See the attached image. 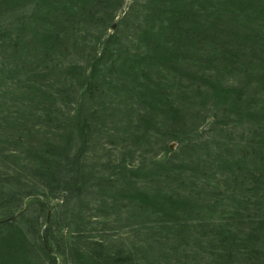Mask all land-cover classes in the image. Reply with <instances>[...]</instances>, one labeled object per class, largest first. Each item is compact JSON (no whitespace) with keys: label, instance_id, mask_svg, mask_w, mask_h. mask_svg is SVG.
<instances>
[{"label":"rangeland","instance_id":"374dc122","mask_svg":"<svg viewBox=\"0 0 264 264\" xmlns=\"http://www.w3.org/2000/svg\"><path fill=\"white\" fill-rule=\"evenodd\" d=\"M112 3L95 25L90 15ZM11 4L0 0V120L23 117L38 131L21 136L0 121V264H264V221L254 218L264 215V0ZM106 25L118 30L111 39ZM46 28L78 43L43 56L30 76L13 36ZM86 88L77 151L67 115ZM42 90L55 94L46 115ZM45 131L42 150L32 138ZM161 132L179 138L160 150ZM153 159L164 165L134 169Z\"/></svg>","mask_w":264,"mask_h":264},{"label":"trees","instance_id":"16d2710c","mask_svg":"<svg viewBox=\"0 0 264 264\" xmlns=\"http://www.w3.org/2000/svg\"><path fill=\"white\" fill-rule=\"evenodd\" d=\"M44 0H12V4L7 7L6 9H16L18 7H23V6H33V7H37L39 5V3H41ZM113 2V0H112ZM113 3L111 4L110 7H108L105 11H103L102 13L100 12V6L97 5V10L100 13H97L94 15L91 14L90 16H94L93 18H95V25H97L98 27H103V23L107 24V20H109V18L111 17V13L113 15ZM34 11L30 12L28 15L30 16H26L25 18L21 19V22H29L31 19H34V17L36 16L34 13ZM131 12L129 10V8H127V10H125L122 15L120 16V21L122 20H128V18L131 15ZM89 15V12H88ZM148 15V14H147ZM115 13H114V17H115ZM119 15H117L116 17H118ZM47 18V17H46ZM113 18V16H112ZM49 19V18H48ZM51 22L49 21L48 23H44L46 25H49ZM180 23V22H179ZM106 28H109L110 31H108L107 33V37H109L108 39L113 38L116 33L118 32V30L111 28V26L106 25ZM142 26V25H141ZM148 31L149 33L158 36L159 33L161 32V27L159 28H154L151 29L148 27H146L145 31ZM197 32V29L195 27L194 24H191L189 30L185 29V35L186 36H194L195 33ZM13 38L18 39V42H21V44H23V48L22 51L24 53L19 52L22 55V60H28L30 61L31 68L29 69L32 73H29L30 76H34V73L39 72L42 74V68H40V63L41 58L43 56L46 55H53V54H58L60 51L64 50L66 51L67 48H71L73 47L75 44L78 43V41H76V39H74L72 37V35L69 33L68 30H64V29H60V30H55V29H50V28H46V29H38V31H34L33 33L29 34L28 36L23 35L21 33L15 34L13 36ZM107 39V40H108ZM168 50H169V54L168 55H173L175 51H177V46L175 45V43H170L169 45H164ZM106 52V47L105 50L103 49V51L101 50L100 53H105ZM99 56H97L96 51H93V53L90 55V57L87 59V63L84 67L85 69V77L91 79L94 74L97 72L99 66ZM57 62V61H56ZM52 66L55 67V70H59L58 67L55 66V62L52 64ZM29 76V77H30ZM32 90L33 89H39L41 88L40 86H33L31 85ZM55 94L51 93V92H47L42 90L41 95H39V99L38 102L41 103L43 105V110L45 115L47 114V112L49 111V109L51 108V104L54 103L53 98H54ZM92 96V94H89L86 90L82 91L79 93V95H77V97H75V99L72 101L73 103H75L76 107L72 110V112L70 114H68L67 116V121H68V127L73 128V131L70 130V132H73L75 136H77L78 144H77V151L82 149V146L85 147L86 146V140L84 139V135L85 134V120L86 117L83 118L82 120V124H80V117L82 115V111L83 109H85V106L87 105V103L90 100V97ZM35 109L36 107H30ZM6 117L1 118L0 121L1 124H9V125H16L19 129V135L24 136V131L27 130H32L33 132L38 131L37 129H33V125L30 124L29 125V119H25L23 117H18L16 120L12 119V118H8L6 119ZM45 120L48 121L50 120V118L45 117ZM7 126V125H5ZM44 131V130H43ZM41 133V132H40ZM48 133V131H47ZM1 136V134H0ZM64 135H60L59 136V140H61L63 138ZM159 139H158V143H159V147L158 149L160 150H164L165 148H167V144H165V142H167V139L171 138V139H178L179 136L178 135H173V137H171V135L167 134V133H160L159 134ZM69 137V135H68ZM19 138V137H18ZM48 136L46 134V131L43 132L41 134V138H32L34 139V142L36 144L33 145H37L38 147H40V149L44 150L47 144H50L49 140H48ZM58 140V141H59ZM56 142V141H55ZM55 146H59V143H54ZM35 146V147H37ZM62 148L64 146H61ZM78 156V152H75L73 154V158H76ZM67 161H74V159L69 158ZM165 160L164 159H153L150 160L149 164H144L141 163L139 166L135 167L134 169H139V170H144V169H148V170H158L160 167H162L164 165ZM257 203H255L253 201V205H256ZM172 204H169L168 206H165L164 208L167 209L171 206ZM165 212V211H164ZM166 214V213H165ZM260 216V217H259ZM257 217L259 218H263V219H257ZM254 218L256 219V222H263L264 221V215H258V216H254ZM164 222H169V226L171 227H175L176 229H179L183 226L184 222H182V220H180L179 218L175 219L170 217V219H165ZM177 232L171 233V234H176ZM175 248V247H173ZM188 257H192V254L188 253ZM113 258V257H111ZM97 264H100V262L96 261ZM177 263L178 264H183L182 261H179L177 259Z\"/></svg>","mask_w":264,"mask_h":264}]
</instances>
